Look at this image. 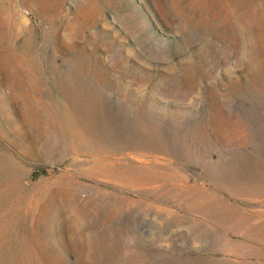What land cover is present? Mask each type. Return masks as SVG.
<instances>
[{"label":"rangeland","instance_id":"1","mask_svg":"<svg viewBox=\"0 0 264 264\" xmlns=\"http://www.w3.org/2000/svg\"><path fill=\"white\" fill-rule=\"evenodd\" d=\"M0 264H264V0H0Z\"/></svg>","mask_w":264,"mask_h":264}]
</instances>
